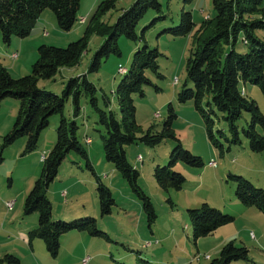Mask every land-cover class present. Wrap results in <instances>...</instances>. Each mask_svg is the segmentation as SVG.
<instances>
[{"label":"rangeland","instance_id":"rangeland-1","mask_svg":"<svg viewBox=\"0 0 264 264\" xmlns=\"http://www.w3.org/2000/svg\"><path fill=\"white\" fill-rule=\"evenodd\" d=\"M102 1L80 0L77 22L69 32L60 31L54 14L46 9L40 15L44 28L33 29L25 38L13 37L8 45L2 42L0 35L2 67L14 79L30 74L31 66L38 57L37 48L40 45L65 48L79 40L86 27V23H80V19L88 21ZM135 1L119 0L100 21L113 26ZM159 2L160 11L148 9L139 21L136 28L138 39L132 41L119 36V55H109L101 62L97 72L87 74L95 52L106 38L93 34L77 66L60 69L51 80H39L38 86L60 95L68 79L87 74V79L96 88L99 108L112 111L119 120L115 89L123 76L118 74V68L128 69L133 53L144 45L157 49L161 53L157 62L163 78L158 79L147 73L156 88H144L143 97L132 96L140 129L136 136H142L150 126L160 131L171 107L176 115L172 127L175 136L186 150L200 157L203 167L192 168L178 162L173 171L182 174L186 182L180 191L164 192L157 186L153 173L157 166L167 165L174 142L164 140L155 147L140 143L125 147L127 161L139 173L138 186L150 199L156 215L152 226H149L141 202L121 174L105 160L102 140L105 130L98 124L97 113L83 95L80 99L81 114L75 118L77 138L86 149L95 174L111 191L115 204L109 215L101 216L95 178L85 166V161L75 152L66 156L57 178L49 186L47 196L52 203L54 221L94 218L97 229L106 237H93L87 232H69L61 238L59 253L55 258L48 254L42 240L36 238L30 245L26 240V227L37 226L38 215L24 216L23 204L40 175L42 157L49 153L56 142V128L60 120L57 114L41 131L35 150L24 154L26 137H21L4 151V160L0 164V259L12 254L22 264H82L85 258H89L88 264H137L139 259L154 264H208L219 257L222 246L232 241L249 251V261L236 264H264V214L256 207L243 206L235 197V183L228 178L229 175L241 176L264 190V152L252 153L241 133L247 127L250 116L243 113L236 123L240 144L229 145L224 137L217 134V131H222L228 139L231 138L223 115L217 111L215 115H210L214 122L213 133L222 146L220 152L208 141L204 121L193 102L181 104L177 100V94L186 81L187 58L196 45L192 34L174 37L166 30L179 25L184 10L191 12L196 31L205 18L214 15L211 0H195L191 5H186L184 0ZM255 35L264 41L263 31H255ZM243 38V34H240L234 46L238 53L249 50L248 45H243ZM239 87L247 92L248 99L256 102L264 115V92L250 83H241ZM18 107L19 102L13 99H5L0 104V144L2 137L13 127ZM63 114L67 120H74L70 100L65 103ZM256 130L264 137V128L257 127ZM88 139L91 143L87 142ZM210 162L215 166H209ZM7 202H12L10 209L6 207ZM203 203L232 216L234 221L206 237L194 240L188 210L198 208ZM20 235H25V239H21Z\"/></svg>","mask_w":264,"mask_h":264},{"label":"trees","instance_id":"trees-1","mask_svg":"<svg viewBox=\"0 0 264 264\" xmlns=\"http://www.w3.org/2000/svg\"><path fill=\"white\" fill-rule=\"evenodd\" d=\"M118 1H102L88 21L85 20L86 27L82 37L67 47L40 45L30 74L14 79L0 63V104L5 99L19 102L13 127L2 137L0 164L4 160V151L21 137H26L24 154L35 150L39 135L48 127L50 118L60 115L56 142L41 161L40 175L34 181L23 204L24 216L34 213L38 215L36 228L27 232V242L30 245L36 238L42 240L46 251L53 258L58 256L61 238L69 232H87L93 237H106L105 233L97 229L94 218L69 222L52 219V203L47 192L70 152H75L85 161V166L95 178L101 216L109 215L115 204L111 191L95 174L87 151L77 138L78 125L75 118L81 114L80 99L83 95L88 98L90 107L97 113L98 124L105 130V136L102 137L105 160L121 174L131 192L139 199L149 226H152L156 215L150 199L138 186L139 173L127 161L125 147L137 143L155 147L164 140L174 142L167 165L157 166L153 173L157 186L164 192L180 191L186 182L182 174L173 171L178 162L192 168L203 167L200 157L186 150L175 136L172 127L176 115L171 107L168 108V116L162 122L160 131L150 126L142 136H136L140 129L132 96L143 97L144 88L154 86L147 73L158 79L163 78L157 62L161 53L157 49L144 45L133 53L129 68H123L122 73H119L123 77L115 89V96L120 119L118 120L112 111L99 108L96 88L87 79V74L97 72L101 62L109 55H119V36L132 41L138 39L137 25L148 9L160 11V0H136L130 9L117 18L113 26L101 22V17L112 10ZM194 1L184 0V3L191 5ZM211 3L214 15L205 18L196 31L191 12L184 10L181 12L179 25L166 30L174 37L192 34L196 45L187 58L186 81L177 94V100L181 104L193 102L195 110L204 121L208 141L220 152L222 146L213 133L214 122L210 115H215V111L223 115V120L228 123L231 138L228 139L222 131H217V134L224 137L229 145H238L240 139L236 123L243 113H247L250 121L247 127L242 129V136L247 140L252 153H262L264 137L256 129L264 128V115L256 102L248 99L239 86L241 83H250L264 92V41L255 35V31L264 32V0H211ZM79 6L80 0H0L2 42L8 45L13 37H27L46 9L54 14L58 29L69 32L77 22ZM93 34L106 40L95 52L88 73L68 79L60 95L39 88V80H51L60 69L77 66L87 51L89 38ZM240 34L244 36L243 45L249 46L246 53L234 50ZM69 100L74 117L72 121L67 120L63 114L65 103ZM228 178L235 183V197L238 201L243 206L256 207L264 214V190L255 187L241 176L229 175ZM188 215L194 240L206 237L219 227L234 221L232 216L223 214L206 203L189 209ZM248 253L246 247L237 246L231 241L222 246L219 257L208 264L248 262ZM3 263L22 264L12 254L4 255L0 259V264ZM137 264L154 263L139 259Z\"/></svg>","mask_w":264,"mask_h":264},{"label":"built area","instance_id":"built-area-1","mask_svg":"<svg viewBox=\"0 0 264 264\" xmlns=\"http://www.w3.org/2000/svg\"><path fill=\"white\" fill-rule=\"evenodd\" d=\"M84 22H85V19H80V23H84ZM14 57H16V55H14ZM122 70H123V67H119L118 70H117L118 74H119V73H122ZM175 82H176V81H175ZM87 142L90 143V139H88ZM43 158H44V157H42L41 161L43 160ZM139 159H140V158H139ZM209 166L214 167L213 162H210V163H209ZM11 205H12V202H7V203H6V207H7L8 209H10ZM88 262H89V258H85V259L82 260L81 263H82V264H88Z\"/></svg>","mask_w":264,"mask_h":264},{"label":"crops","instance_id":"crops-1","mask_svg":"<svg viewBox=\"0 0 264 264\" xmlns=\"http://www.w3.org/2000/svg\"><path fill=\"white\" fill-rule=\"evenodd\" d=\"M42 14H44V13H42ZM41 16H42V15H41ZM41 21H42V20H41V17H40V19L37 21V23H36V25H35V27H34L35 30H40L39 27H40L41 29L44 28L43 26H41V25H42V22H41ZM44 21H45V20H44ZM37 28H38V29H37ZM243 92H244V94H245V96H246V93H247V92L244 91V90H243ZM34 228H36V226H34L33 228H31L30 226H27V227H26V231H25L24 233H26V235H27V232L30 231L31 229H34ZM24 233H23V234H24ZM20 237H21V239H23V240L25 239V235H23V236L20 235ZM26 240H27V239H26ZM32 247H33V245H32Z\"/></svg>","mask_w":264,"mask_h":264},{"label":"bare ground","instance_id":"bare-ground-1","mask_svg":"<svg viewBox=\"0 0 264 264\" xmlns=\"http://www.w3.org/2000/svg\"><path fill=\"white\" fill-rule=\"evenodd\" d=\"M213 165L215 166V163H213Z\"/></svg>","mask_w":264,"mask_h":264}]
</instances>
